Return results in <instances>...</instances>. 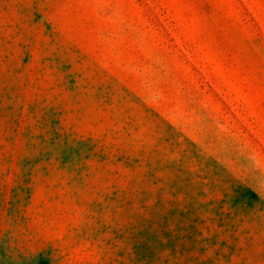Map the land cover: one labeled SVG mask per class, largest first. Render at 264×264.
I'll return each instance as SVG.
<instances>
[{
  "label": "rangeland",
  "instance_id": "rangeland-1",
  "mask_svg": "<svg viewBox=\"0 0 264 264\" xmlns=\"http://www.w3.org/2000/svg\"><path fill=\"white\" fill-rule=\"evenodd\" d=\"M0 264H264V0H0Z\"/></svg>",
  "mask_w": 264,
  "mask_h": 264
}]
</instances>
